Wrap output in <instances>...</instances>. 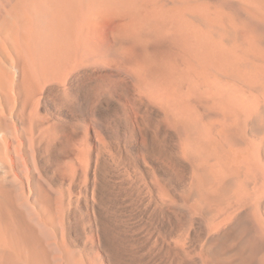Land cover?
Listing matches in <instances>:
<instances>
[{
  "label": "bare ground",
  "instance_id": "obj_1",
  "mask_svg": "<svg viewBox=\"0 0 264 264\" xmlns=\"http://www.w3.org/2000/svg\"><path fill=\"white\" fill-rule=\"evenodd\" d=\"M0 264H264V0H0Z\"/></svg>",
  "mask_w": 264,
  "mask_h": 264
},
{
  "label": "rangeland",
  "instance_id": "obj_2",
  "mask_svg": "<svg viewBox=\"0 0 264 264\" xmlns=\"http://www.w3.org/2000/svg\"><path fill=\"white\" fill-rule=\"evenodd\" d=\"M135 219H137V220H135ZM134 222H136L135 223L136 227H138V228L141 227L143 230H162V232L168 231V230H165V228L158 229L157 226L152 225L149 221H147V217H144V218H138V217H136V218H134ZM188 240H189L190 243H196L197 242L196 238L195 239L194 238L193 239L192 238H189Z\"/></svg>",
  "mask_w": 264,
  "mask_h": 264
}]
</instances>
